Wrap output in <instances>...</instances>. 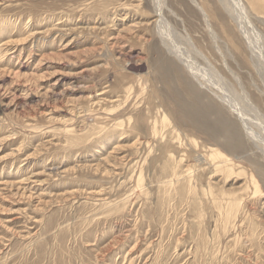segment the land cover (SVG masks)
<instances>
[{"label": "rangeland", "instance_id": "rangeland-1", "mask_svg": "<svg viewBox=\"0 0 264 264\" xmlns=\"http://www.w3.org/2000/svg\"><path fill=\"white\" fill-rule=\"evenodd\" d=\"M238 2L0 0V264H264V0Z\"/></svg>", "mask_w": 264, "mask_h": 264}, {"label": "bare ground", "instance_id": "bare-ground-1", "mask_svg": "<svg viewBox=\"0 0 264 264\" xmlns=\"http://www.w3.org/2000/svg\"><path fill=\"white\" fill-rule=\"evenodd\" d=\"M220 1H221V0H220ZM233 1L236 2V4L239 3L238 0H233ZM159 2H160V1H159ZM157 3H158V2H157ZM196 4H197V3H196ZM225 4H226V3H225ZM238 5H239V4H238ZM240 5H241V3H240ZM225 6H226V5H225ZM199 7H200V5H199ZM239 7H240V6H239ZM231 8H232V7H231ZM200 9H201V8H200ZM228 9H229V8H228ZM157 11H158V10H157ZM158 12H159V11H158ZM241 12H242V11H241ZM241 12H240V13H241ZM242 13H243V12H242ZM202 14H203V12H202ZM244 14L246 15L245 12H244ZM238 15H239V14L237 13L236 16H238ZM240 15H241V14H240ZM159 16H160V15H159ZM236 16H235V17H236ZM238 17H239V16H238ZM241 17H242V16H241ZM243 17H244V15H243ZM243 17H242V20H243ZM244 20H245V17H244ZM159 21H160V20H159ZM246 21L248 22V20H246ZM240 22H242V21H239V20H238V23H240ZM247 22L244 21L245 24H246ZM163 23H164V22H163ZM236 23H237V22H236ZM238 23H237V24H238ZM240 24H241V23H240ZM250 24H251V23H250ZM238 25H239V24H238ZM241 25H242V24H241ZM241 25H239V26H241ZM247 25H248V24H246L245 27H246ZM239 26H238V27H239ZM250 26H251V25H250ZM245 27H244V25H243V28H245ZM251 27H252V26H251ZM251 27H250V28H251ZM241 28H242V27H241ZM243 28H242V29H243ZM250 28H249V30H248V27H247V30H245L244 32H247V31L249 32V31H251ZM245 29H246V28H245ZM248 32H247V33H248ZM252 32H253V31H252ZM252 32H251L250 34H252ZM247 33H246V35H247ZM255 34H256V33H255ZM259 35H260V34H259ZM248 36L250 37L251 35H248ZM248 36H247V37H248ZM255 36H257L258 38L256 37L257 40H256V38H255V40L257 41V45H256V49H254V50H256V56H257L258 58H260V60H258L257 64H259V65L262 64V65H260V66H261V68H263V67H264V66H263V63H264V51H263V50H264V49L262 48V46H263L264 44L261 45V40L264 39V37H261L262 35H261V36H258V34H256ZM255 36H254V37H255ZM260 38H261V39H260ZM250 40L252 41V39H250ZM250 40H249V41H250ZM187 44H188V43H187ZM189 44H190V43H189ZM248 45H249V44H248ZM263 47H264V46H263ZM171 48H172V47H171ZM250 50H251V49H250ZM170 51H171V50H170ZM176 52H177V51H175V53H176ZM171 53H172V52H171ZM175 53H174V54H175ZM172 54H173V53H172ZM178 54H179V52H178ZM181 56H182V55H180V57H181ZM176 57H177V56H176ZM257 57H256V58H257ZM178 58H179V57H178ZM258 58H257V59H258ZM182 59H183V58H182ZM187 59L189 60V57H188ZM187 59H186V60H187ZM257 59H256V60H257ZM179 60H180V59H179ZM180 61H181V60H180ZM182 61H183V60H182ZM189 61H190V60H189ZM185 63L187 64V62H185ZM190 65H191V64H190ZM257 66H258V65H257ZM262 66H263V67H262ZM189 67L191 68V66H189ZM192 67H193V64H192ZM257 69H259V71H260V68H257ZM192 70H193V68H192ZM255 70H256V69H255ZM261 70H263V71L261 72V73H263V72H264V69H261ZM211 73H212V72H211ZM195 75H196V74H195ZM216 75H217V74H215V76H216ZM199 76H200V75H199ZM208 80H209V79H208ZM216 86H217V85H216ZM216 88H217V87H216ZM218 89H219V88H218ZM230 95H231V94H230ZM233 97H234V96H233ZM220 99H221V98H220ZM228 99H229V98H228ZM232 99H233V98H232ZM240 99H241V98H240ZM243 99H244V98H243ZM222 100H223V99H222ZM238 100H239V99H238ZM231 102H232V100H231ZM245 102H246V101H245ZM227 103H229V102L227 101ZM232 103H233V102H232ZM236 103H237V102H236ZM242 103H243V101H242ZM229 104H230V103H229ZM233 104H234V103H233ZM244 104H245V103H244ZM235 105H237V104H235ZM205 106H206V105H205ZM238 106H239V105H238ZM244 106H245V105H244ZM231 107H232V106H231ZM252 109H253V108H252ZM250 110H251V109H250ZM237 111H238V110H237ZM244 111H245V110H244ZM253 111H254V110H253ZM253 111H252V112H253ZM242 114H243V113H242ZM249 114H250V113H249ZM246 116H247V115H246ZM246 116L243 118L244 121L247 120V119H245ZM249 116H250V115H249ZM248 119H250V118H248ZM247 121H248V120H247ZM252 121H253V120H252ZM259 124H260V123H259Z\"/></svg>", "mask_w": 264, "mask_h": 264}]
</instances>
